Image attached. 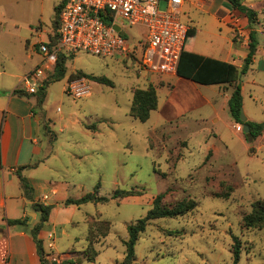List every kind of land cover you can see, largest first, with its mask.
I'll list each match as a JSON object with an SVG mask.
<instances>
[{
  "label": "rangeland",
  "instance_id": "rangeland-1",
  "mask_svg": "<svg viewBox=\"0 0 264 264\" xmlns=\"http://www.w3.org/2000/svg\"><path fill=\"white\" fill-rule=\"evenodd\" d=\"M64 1L0 0V80L5 86L15 85L40 66L39 44L55 31L54 8ZM243 3L257 13L254 30L260 51L244 74L242 62L237 63L241 110L252 122L264 124V0ZM164 5L160 2L159 8ZM183 5L177 16L189 27L186 49L202 52L208 46L235 59L247 51L249 28L242 25L238 12H231L237 16L231 17L230 40L192 0H183ZM220 6L223 10L227 2L217 0L213 10ZM190 28L195 30L191 39ZM124 32L133 43L143 38L145 29L131 26ZM80 74L110 83L85 78L67 82L69 75ZM51 75L42 80L41 86L47 85L44 91L40 86L29 95L37 102L43 94L34 111L50 127L47 138L57 151V176L75 184L71 196L97 192L109 198L115 189L139 195L80 206L73 224L42 242L44 251L54 257L47 263L122 264L127 225L144 217L154 197L163 194L161 202L167 207L181 200H192L196 207L179 217L149 221L138 236L131 264H232V237L240 244L237 264H264V228L242 226V217L253 204L264 202V128L260 136L245 138L242 126L228 113L232 86L226 84L225 91L222 85L179 81L173 74L145 69L133 57H99L83 51L65 59L63 78L52 82ZM149 88L156 93L157 106L140 122L129 115V108L134 92ZM102 222L109 230L98 237L94 229ZM105 230L101 227L100 234ZM91 232L96 238L88 245ZM93 253V261L84 259Z\"/></svg>",
  "mask_w": 264,
  "mask_h": 264
},
{
  "label": "crops",
  "instance_id": "crops-1",
  "mask_svg": "<svg viewBox=\"0 0 264 264\" xmlns=\"http://www.w3.org/2000/svg\"><path fill=\"white\" fill-rule=\"evenodd\" d=\"M216 2L217 0H192L194 7L209 14L216 27L224 28L231 40V17L237 15L231 13L234 10L228 4L223 10L222 6L213 10ZM206 5L209 8H206ZM183 6L182 4L180 11ZM240 22L247 25V20L242 15ZM199 33L200 30H196V38ZM231 44L233 46L232 42ZM201 49L202 52H192L232 63L236 68L237 63L243 62L247 53L245 49L242 57L235 59L228 55L221 56L218 50L212 47ZM258 51L260 50L257 47L255 54ZM229 55L235 57L234 54ZM253 63L254 57L251 64ZM2 75L3 73H0V76ZM170 76L179 81L184 79L176 74ZM22 77L12 86H5V81L0 80V264H40L35 243L28 233V230L39 221V213L31 208L33 203L52 206L47 222L38 233V238L42 242L47 240L48 233L53 236L56 233H63L65 226L73 224L75 212L80 207L63 204L68 198L76 199L70 194L75 184L57 176V167L54 164L57 151L47 138L48 132L51 131L50 127H46L40 114L34 111L36 99L21 87ZM222 86L224 90L225 85ZM14 90H23L24 94H15ZM19 176L25 178L32 189L30 199L23 194ZM19 218H27L25 221L27 227L7 224V220Z\"/></svg>",
  "mask_w": 264,
  "mask_h": 264
},
{
  "label": "built area",
  "instance_id": "built-area-1",
  "mask_svg": "<svg viewBox=\"0 0 264 264\" xmlns=\"http://www.w3.org/2000/svg\"><path fill=\"white\" fill-rule=\"evenodd\" d=\"M160 2L165 3L163 9L159 8ZM182 4L183 0H65L52 33L56 43L48 46L47 40L39 44L43 61L23 75L25 92L37 91L42 80L53 72L57 55L78 51L99 57H133L145 69L175 75L188 28L177 16ZM131 26L145 29L143 38L133 43L128 42L124 32ZM82 93L78 89L76 96ZM52 238L51 233L46 235L47 240ZM48 248L52 250L53 244ZM45 254V259L53 260L52 253Z\"/></svg>",
  "mask_w": 264,
  "mask_h": 264
},
{
  "label": "trees",
  "instance_id": "trees-1",
  "mask_svg": "<svg viewBox=\"0 0 264 264\" xmlns=\"http://www.w3.org/2000/svg\"><path fill=\"white\" fill-rule=\"evenodd\" d=\"M229 7L240 15L244 16L247 20V26L249 28L248 32V43H247V53L243 59L242 66L240 68V72L244 74L249 65L252 63V59L256 53L258 41H257V32L254 30V25L257 22V13L255 10L250 8L249 6L243 3V0H225ZM56 6L54 11L56 15L60 7ZM55 29L57 27V19L55 21ZM192 32L189 34L191 39L194 35L195 30L190 28ZM189 31V27L187 28L184 43L182 47V51L180 54V59L178 62V66L176 69V76L180 78H184L190 81H193L202 85H229L232 86V91L227 101L228 113L232 117V119L240 125H247L248 131L244 133L245 138L254 139L261 135L264 124L256 123L249 120L245 122H241L239 119V114L242 108V96H241V88L237 83L238 80V69L229 62L220 61L217 59L204 57L202 55H198L192 52L190 49L185 48V44L187 43V33ZM56 43V36L51 35L48 39V46H52ZM70 56V55H69ZM69 56H65L64 54H59L55 57L54 68L52 72V82L58 81L63 78L65 74V59ZM77 78H85L96 81L101 84L108 85L110 82L105 78H97L93 76H87L85 74L80 75H69L67 78V82L70 83ZM47 86V85H46ZM45 84L40 87V90L44 91L46 88ZM23 90H14L15 94H24ZM39 99L37 98V103L40 104L42 102L43 94ZM157 106V96L155 91L152 88L147 90H136L132 97V103L129 108V115L140 121L145 122L149 118V114L151 111L155 110ZM94 128V127H93ZM23 194L26 198L30 199L32 189L28 186V183L25 178L19 176ZM98 186V185H97ZM139 194L133 190H121L115 189L109 198L100 197L97 195V192L87 193L79 198L66 199L63 204L65 206L74 205L81 206L86 203H107L111 200H119L129 196H138ZM163 198V194H159L154 197L152 201V207L147 211L146 215L140 219H138L135 223L129 224L126 227L127 230V239L124 241L125 246V255L122 261V264H131L134 260V247L138 240V236L145 230L147 223L151 220L157 218H175L182 216L196 207V204L192 200H181L175 203L171 207H167L165 204L161 202ZM32 210L39 213V221L33 225L28 233L32 237L36 251L39 257V262L43 264L47 263L44 256L46 255L44 249L42 248V241L38 238V233L42 229L43 225L47 222L50 210L52 208L51 205H42L40 203H33L31 206ZM27 218L24 219H12L7 220V224L9 226H19V227H27L25 224ZM242 226L245 228H256L262 227L264 228V202L257 201L253 204L252 210L249 214H246L242 217ZM101 227H105L106 230L103 234H100ZM96 233H99V236L105 237L107 235V231L109 230L107 222H102L100 225H96L95 229ZM96 233L91 232L87 239L88 245L91 244V238H96L94 236ZM92 236V237H90ZM232 264H237L239 261L240 254V244L239 240L236 237H232ZM96 257V254L85 255L84 259L93 261ZM79 260L76 261H68L66 263L61 262L60 264H76L79 263ZM55 264V263H53Z\"/></svg>",
  "mask_w": 264,
  "mask_h": 264
},
{
  "label": "water",
  "instance_id": "water-1",
  "mask_svg": "<svg viewBox=\"0 0 264 264\" xmlns=\"http://www.w3.org/2000/svg\"><path fill=\"white\" fill-rule=\"evenodd\" d=\"M115 29L117 30V27H115ZM239 119H240L241 122H245L246 121V117L243 115L242 110H241V112L239 114ZM241 126H242V132L243 133H247V131H248L247 125L243 124Z\"/></svg>",
  "mask_w": 264,
  "mask_h": 264
}]
</instances>
